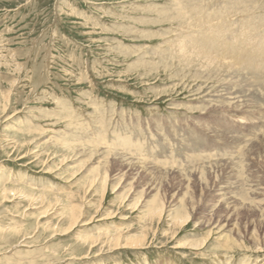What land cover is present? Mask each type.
Masks as SVG:
<instances>
[{"label": "rangeland", "instance_id": "374dc122", "mask_svg": "<svg viewBox=\"0 0 264 264\" xmlns=\"http://www.w3.org/2000/svg\"><path fill=\"white\" fill-rule=\"evenodd\" d=\"M263 19L264 0H0V264H264V71L239 65L257 98L178 43Z\"/></svg>", "mask_w": 264, "mask_h": 264}, {"label": "bare ground", "instance_id": "6f19581e", "mask_svg": "<svg viewBox=\"0 0 264 264\" xmlns=\"http://www.w3.org/2000/svg\"><path fill=\"white\" fill-rule=\"evenodd\" d=\"M228 9V8H226ZM178 12V11H177ZM220 12V11H218ZM231 12V11H230ZM183 13V12H182ZM181 14V13H180ZM184 14V13H183ZM243 14V13H242ZM245 14V13H244ZM232 16V15H230ZM235 16V15H234ZM214 17V16H213ZM225 17V16H224ZM233 18V17H232ZM223 19V18H222ZM225 19V18H224ZM244 18H242L243 20ZM218 20V19H217ZM220 20V19H219ZM264 20V19H263ZM229 21V20H228ZM258 21V20H257ZM226 22V21H225ZM252 23H254L253 21H251ZM256 23V22H255ZM222 24V23H221ZM208 25V24H205ZM204 24L201 26H205ZM224 27L227 28V26L229 27V25L233 27V23L230 24H226L223 22L222 24ZM245 26H247V24H244ZM209 26V25H208ZM211 26H213V29L211 28ZM258 26V25H257ZM182 27V26H181ZM200 27V26H199ZM222 26H218L217 28H214V25H210V27L206 28L209 29L211 28L212 30L210 31V33L207 32H203V36L202 34H196L193 36L191 34L187 35H181V37L179 38V50L184 54L182 55L181 59L183 60L184 63L191 65L192 67H194L195 69H197L198 71L202 72L204 75L205 74H209V76L212 78L213 75H218L216 77V79L218 77H220V73H223L225 71H227L228 69H232V72L234 71V73H236V76L238 77V79H234L232 81H228L227 80L224 82V84L228 83V87L231 89V86L237 83V86L239 89H244V87H246L247 91L250 92L252 95H256L257 98H261L260 97V93L259 90L257 89L258 86L255 85L253 79L249 78L250 73L252 75L257 74L259 75V72L264 71V36H259V34H253L254 38H252L248 32H246L248 29H251L250 26H247V30L244 31L242 33L241 36H233V35H229V37H227V33L225 35V31L228 29H226L225 31L221 28ZM250 27V28H249ZM204 28V27H203ZM246 28V27H245ZM239 29V28H238ZM244 29V28H243ZM179 30V29H178ZM255 30V29H254ZM258 30V28H257ZM260 28H259V32H260ZM229 31L232 33V29L229 28ZM236 31V30H235ZM262 31V30H261ZM182 32V31H181ZM257 31H255L254 33H256ZM257 32V33H259ZM264 32V31H263ZM234 33V32H233ZM237 33V32H236ZM248 33V34H247ZM253 33V32H252ZM180 34V33H177ZM176 34V35H177ZM183 34V32H182ZM241 34V33H240ZM261 34V33H260ZM263 34V33H262ZM256 36V38H255ZM251 37V38H250ZM174 38V37H173ZM230 39V40H229ZM231 39H234V41H231ZM251 39L254 41V45L252 47H250L249 49L246 48V45L250 43ZM176 40V39H175ZM176 42V41H175ZM250 45V44H249ZM221 54H225L226 57H230L229 61L226 60H220L219 55ZM232 59V60H231ZM49 63V62H48ZM239 65H242L244 68L247 69V71H249L248 73L246 72H240L239 69H241L239 67ZM230 74V73H229ZM232 74V73H231ZM261 74V73H260ZM226 75V74H224ZM221 78V77H220ZM236 78V77H235ZM206 79H209L206 78ZM205 79V80H206ZM258 79V78H257ZM218 80V79H217ZM223 80V79H222ZM225 80V78H224ZM208 81V80H207ZM217 82V81H215ZM233 83V84H232ZM244 83V84H241ZM225 84V85H226ZM232 84V85H231ZM241 84V85H240ZM257 84V83H256ZM261 84V83H259ZM223 85V86H225ZM226 87V86H225ZM224 87V88H225ZM262 87V86H260ZM213 88V87H212ZM217 89V88H216ZM233 89V88H232ZM262 89V88H261ZM207 90V89H206ZM218 90V89H217ZM215 91V90H214ZM224 91V90H223ZM229 91V90H228ZM234 91V89H233ZM219 92V91H218ZM230 92V91H229ZM239 91H237L238 93ZM243 92V91H242ZM217 93V92H216ZM234 93V92H233ZM247 92H245L246 94ZM226 94V93H225ZM239 94V93H238ZM263 94V93H262ZM222 95V94H221ZM234 95V94H233ZM249 95V94H248ZM217 96V95H216ZM228 96H230V93L228 94ZM238 96V95H237ZM244 96V95H243ZM263 96V95H262ZM218 97V96H217ZM254 97V96H252ZM238 98V97H237ZM243 97H241L242 99ZM209 99V98H208ZM235 99V98H234ZM240 99V98H239ZM203 100V99H202ZM223 100V99H222ZM250 100V99H248ZM208 101V100H207ZM206 101V102H207ZM215 101V100H214ZM230 101V100H229ZM241 101V100H240ZM222 102V101H219ZM226 102V101H225ZM245 102V100L243 101ZM210 103V102H209ZM246 103V102H245ZM240 104V103H239ZM251 104V103H250ZM225 105H227L225 103ZM224 105V106H225ZM229 106V105H228ZM252 108H257L259 110H261L262 108H260L258 105L254 104L253 105V101H252ZM233 108V107H232ZM240 108V107H239ZM264 108V107H263ZM228 109V108H227ZM218 110V108H217ZM233 110V109H232ZM253 110V109H252ZM232 115V114H231ZM262 116V114H260ZM263 123V122H262ZM262 125V124H261ZM234 128V127H233ZM229 130V129H228ZM262 130V129H261ZM174 131V130H173ZM176 131V130H175ZM237 131V130H236ZM231 132V131H230ZM242 132V131H241ZM263 132V130H262ZM193 134V133H192ZM197 135V133H195ZM235 134V133H234ZM242 134V133H241ZM249 134V133H248ZM190 135V134H189ZM195 135V136H196ZM243 135V134H242ZM174 136V134H173ZM241 136V135H240ZM161 137V136H160ZM187 137V136H186ZM183 138V137H182ZM188 138V137H187ZM191 139V138H190ZM183 140V139H182ZM189 140V139H188ZM194 140V139H193ZM192 140V143H193ZM196 140V139H195ZM204 140V139H203ZM169 141V140H167ZM185 141V140H184ZM183 141V142H184ZM199 141V140H198ZM191 142V141H190ZM188 142L187 144L191 143ZM145 143V142H143ZM170 143V142H168ZM186 143V142H185ZM158 144V143H156ZM161 145V144H159ZM186 145V144H185ZM188 145V146H190ZM206 145V144H205ZM143 146V144H142ZM147 146V144L145 145ZM157 146V145H156ZM194 146V145H193ZM204 146V145H203ZM209 147V145H206ZM205 146V147H206ZM212 146V145H211ZM161 147V146H160ZM179 147V145H178ZM162 148V147H161ZM169 148V147H168ZM193 148V147H191ZM195 148V147H194ZM200 148V147H199ZM203 148V147H202ZM146 149V147H145ZM148 149V148H147ZM198 149V148H197ZM151 150V149H150ZM176 150V149H175ZM195 150V149H194ZM213 150V149H212ZM149 151V150H148ZM153 151V150H152ZM151 151V152H152ZM179 151V150H178ZM191 151V150H190ZM189 151V152H190ZM158 152V151H156ZM192 152L193 149H192ZM147 153V152H146ZM155 153V152H154ZM171 153V152H170ZM186 153V152H185ZM195 153V152H194ZM153 154V153H152ZM161 154V153H160ZM166 154V152H165ZM158 155V154H157ZM190 155V154H189ZM193 155V154H192ZM150 156V155H148ZM154 156V155H153ZM199 156V155H197ZM204 156V155H203ZM213 157V156H212ZM150 158V157H148ZM160 158V157H159ZM174 158V157H173ZM181 158V157H179ZM185 159V156L182 157ZM151 159V158H150ZM154 160H156L155 158H153ZM167 159V158H166ZM169 159V158H168ZM196 159V157H195ZM208 159V158H207ZM174 160V159H173ZM176 160V159H175ZM191 160V159H190ZM198 158L196 159V163H197ZM206 160V159H205ZM210 160V158H209ZM208 160V161H209ZM188 161V160H186ZM194 161V160H193ZM207 161V160H206ZM205 161V162H206ZM173 162V161H172ZM184 162V161H182ZM190 162V161H189ZM187 162V163H189ZM192 162V161H191ZM217 162V161H216ZM215 162V163H216ZM181 163V160H180ZM179 163V164H180ZM186 163V164H187ZM208 163H211L210 161ZM177 164V163H176ZM207 164V163H206ZM181 165V164H180ZM183 165V163H182ZM185 165V164H184ZM192 165V164H191ZM190 165V166H191ZM218 165V163H217ZM177 166V165H176ZM216 166V165H215ZM202 167V166H201ZM208 167V166H207ZM194 168V167H193ZM197 170V169H196ZM212 171V170H211ZM199 174V173H198ZM197 175V174H196ZM107 176V174H106ZM198 177V176H197ZM108 179V176H107ZM197 207V205L195 204L194 200L192 198H190L188 201H185L183 203L182 206V215H174L172 216V219H174L173 222L175 223H183L191 218H197V215L194 214V210ZM164 210V203L162 200H159V202L157 201L156 206L154 208L148 209V215L154 219L156 216L158 217V219H161V214ZM80 211V210H79ZM79 217V213H77V215L74 217L75 219H78ZM190 221V220H189ZM188 223V221H187ZM119 240V239H118ZM134 244H138V243H131V245ZM260 244V243H257ZM259 247V246H258Z\"/></svg>", "mask_w": 264, "mask_h": 264}]
</instances>
